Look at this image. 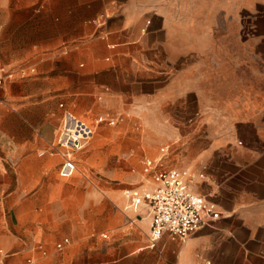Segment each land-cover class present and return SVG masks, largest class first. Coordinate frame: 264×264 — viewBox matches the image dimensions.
Masks as SVG:
<instances>
[{
	"label": "crops",
	"instance_id": "obj_1",
	"mask_svg": "<svg viewBox=\"0 0 264 264\" xmlns=\"http://www.w3.org/2000/svg\"><path fill=\"white\" fill-rule=\"evenodd\" d=\"M4 1L0 10L8 14ZM13 11L9 24H17ZM26 19L30 34L16 48L8 42L12 32L0 36V63L17 58L19 51L31 59L55 56L57 70L74 72L79 84L83 73L89 76L105 99L154 103L150 114L140 109L145 120L169 118L162 107L176 104L175 125L162 124L157 155L142 156L140 179L133 178L128 189L143 186L141 161L148 157L157 169H185L188 188L218 212L184 238L163 234L152 247L146 243L137 251L131 248L147 242L149 214L146 206L133 204L125 216L130 223L134 216L141 236L124 244L110 264H264V0H41ZM31 64L18 66L34 73ZM131 86L138 90L124 89ZM59 103L54 137L63 111L74 115ZM93 121L86 123L94 133L100 122L113 125L115 118L97 115ZM53 144L50 154L62 159L60 170L69 174L83 147L61 155L66 149ZM48 234L43 231V237ZM37 243L44 256L33 249ZM69 243L63 235L51 248L60 251ZM146 247L156 254L151 257ZM47 255L38 240L24 264Z\"/></svg>",
	"mask_w": 264,
	"mask_h": 264
},
{
	"label": "rangeland",
	"instance_id": "obj_2",
	"mask_svg": "<svg viewBox=\"0 0 264 264\" xmlns=\"http://www.w3.org/2000/svg\"><path fill=\"white\" fill-rule=\"evenodd\" d=\"M40 1H4L2 8L8 14L15 4L18 6L12 12L17 24L7 23V12L0 10V36L9 37L12 32L8 41L12 48L30 34L26 18L38 9ZM1 49L8 48L3 45ZM19 54L0 63L4 67L17 65L15 68L34 66V73L29 69L23 74L15 72L0 90V264H24L38 240L46 244L48 255L35 264L60 260L67 264H110L122 253L124 244L141 236L134 216L132 223L125 216L136 206L129 203L124 191L131 187L133 178L140 179L142 156L157 155V147L163 143L157 142L162 124L175 125L179 108L165 104L162 110L171 119L156 120L151 115L145 120L140 109L150 114L154 103L113 102L105 99L84 73L79 84L74 72L57 70L55 56L43 54L31 59L30 53ZM57 74L63 75V81L50 78ZM124 89L136 91L138 87ZM59 102L85 122H94L97 115L115 118L113 125L102 121L95 127L82 150L75 153L69 174L60 170L62 159L48 150L49 144H55L62 111ZM34 225L37 231L32 237ZM43 231L49 234L43 237ZM63 235L70 243L54 251L51 243ZM146 243L131 249L138 251ZM144 250L151 257L156 254L154 248Z\"/></svg>",
	"mask_w": 264,
	"mask_h": 264
},
{
	"label": "built area",
	"instance_id": "obj_3",
	"mask_svg": "<svg viewBox=\"0 0 264 264\" xmlns=\"http://www.w3.org/2000/svg\"><path fill=\"white\" fill-rule=\"evenodd\" d=\"M24 71L21 66L14 68L0 65V90L15 72L23 74ZM58 105L62 106L61 103ZM105 122L112 124L114 120L107 119ZM92 134V125L69 111H63L55 144L66 149L61 152V155H65L67 151L81 149ZM166 148L165 145L161 149ZM141 173L143 186L140 189H125L124 192L130 204H142L148 209L147 243L150 247L163 234L184 238L200 228L203 223L218 217L212 202L194 194L188 188V173L185 169H157L155 162L145 157L141 161ZM66 242L67 239L63 238L61 243ZM33 249L41 256L46 254L39 243L35 244ZM26 261L29 262L30 259L27 258ZM204 264L209 262L205 261Z\"/></svg>",
	"mask_w": 264,
	"mask_h": 264
}]
</instances>
